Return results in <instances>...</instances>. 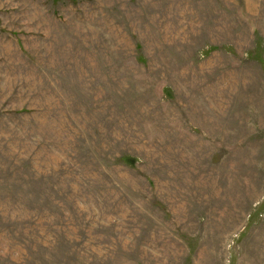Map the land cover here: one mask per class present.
<instances>
[{
    "label": "rangeland",
    "instance_id": "374dc122",
    "mask_svg": "<svg viewBox=\"0 0 264 264\" xmlns=\"http://www.w3.org/2000/svg\"><path fill=\"white\" fill-rule=\"evenodd\" d=\"M0 264H264V0H0Z\"/></svg>",
    "mask_w": 264,
    "mask_h": 264
}]
</instances>
